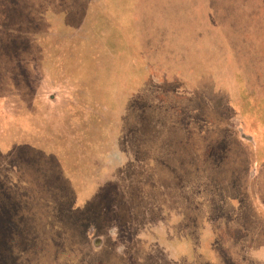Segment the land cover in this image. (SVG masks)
Masks as SVG:
<instances>
[{"label":"rangeland","instance_id":"374dc122","mask_svg":"<svg viewBox=\"0 0 264 264\" xmlns=\"http://www.w3.org/2000/svg\"><path fill=\"white\" fill-rule=\"evenodd\" d=\"M0 264H264V0H0Z\"/></svg>","mask_w":264,"mask_h":264}]
</instances>
